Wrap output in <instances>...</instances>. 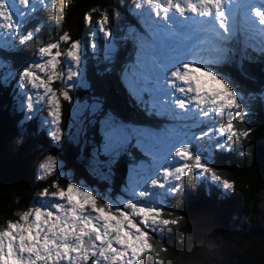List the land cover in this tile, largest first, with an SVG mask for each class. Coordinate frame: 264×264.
<instances>
[{
    "label": "snow or ice",
    "instance_id": "6c2138e0",
    "mask_svg": "<svg viewBox=\"0 0 264 264\" xmlns=\"http://www.w3.org/2000/svg\"><path fill=\"white\" fill-rule=\"evenodd\" d=\"M60 5L0 0V87L15 81L20 100L15 111L21 115L17 140L44 134L59 151L67 135L76 147L87 148V126L99 125L101 140L91 141L87 171L110 190L114 168L126 156L127 179L115 197L78 182L62 187L60 180L68 175L62 161L37 145L42 155L37 178L56 179L17 220L0 228V264H140L147 254L167 251L152 241L184 218H172L169 207L178 193L183 198L182 178L193 170L210 177V187L218 191L205 194L208 198L226 199L234 190V182L218 175L210 161L251 135L253 130L240 129L237 121L254 115L252 102L264 105V86L245 91L225 70L235 67L241 77L254 79L245 63H264V0H130L132 20L126 27L93 6L80 21L88 29L87 41L65 30L55 40L37 43L35 58L16 68L13 57L30 51L46 24L58 27L65 19L68 0ZM53 10L55 15L44 17ZM125 42H131L133 53L119 79L129 106L164 124L125 120L106 111L93 94L76 102L80 121L73 137L63 126L62 108L74 103V90L92 92L85 61L102 53L103 72H110ZM57 82L61 86L53 87ZM42 111L47 116L30 132L27 125ZM225 115L229 120L214 126L215 118Z\"/></svg>",
    "mask_w": 264,
    "mask_h": 264
},
{
    "label": "trees",
    "instance_id": "16d2710c",
    "mask_svg": "<svg viewBox=\"0 0 264 264\" xmlns=\"http://www.w3.org/2000/svg\"><path fill=\"white\" fill-rule=\"evenodd\" d=\"M74 4L75 0H68V7L64 9L65 19L60 21L59 26L46 24L38 40L32 42L33 46L30 51L13 57L16 68H20L35 58L37 43L55 40L65 31L67 19ZM60 6V0H57V8ZM93 6L113 14L114 25L121 20L123 23L132 19L128 15L125 0H98ZM55 14L53 10L43 15L47 18ZM115 30L119 35V28ZM87 32L88 29L83 26L80 38L87 41ZM121 59L123 58L120 53L118 60L112 65V70L107 73L103 72L106 66L103 59L96 66L88 64V79L92 84V92L88 93L101 98L105 108L112 110L125 120L152 126L163 125L165 122L163 119L147 118L146 122L141 120L145 115L129 106L128 97L117 81L122 67L117 62ZM245 68L249 76L254 79L241 77L235 67L225 70L244 86L245 91H256L264 86V72L261 71L264 63H245ZM17 100L13 86L0 87V228H3L9 220L15 221V211L25 209L28 200L36 196L34 193L49 186L51 180L55 179L51 176L44 181L39 180L35 175V166L30 163V159L22 161L15 154L13 156L12 152L10 153L8 136L10 131H15V125L21 116L15 111L19 106ZM251 107L254 115L237 121L240 129L251 128L253 130L251 135L246 139L236 141L231 152L215 153L211 162L218 175L234 182V190L226 199H218L217 194L208 198L205 194L211 191L215 193L218 190L210 187L205 179H199L194 172L182 178L180 183L186 186L183 198L181 199L178 193L177 198L169 200V207L174 210L172 218L176 216L184 218L181 219L179 225L162 229L157 233V239L152 241L157 250L162 246H167V251L162 252L159 257L154 253L147 254L140 264H190V262H197V264H264V227L259 214L264 197V106L257 100L252 102ZM62 109L64 119L66 103L63 104ZM28 128L30 132L35 131V124L31 122ZM28 140H35L46 147H51V141L44 134L29 135ZM125 159L126 157L120 159V164L116 169V181L118 182L121 181L119 178L124 175ZM67 163L73 165L72 161ZM82 178L93 184L84 167L76 166L74 180ZM54 190L49 187V191ZM242 217H246V221H240ZM254 252H256L255 255Z\"/></svg>",
    "mask_w": 264,
    "mask_h": 264
},
{
    "label": "rangeland",
    "instance_id": "374dc122",
    "mask_svg": "<svg viewBox=\"0 0 264 264\" xmlns=\"http://www.w3.org/2000/svg\"><path fill=\"white\" fill-rule=\"evenodd\" d=\"M125 3H126V6H128L130 4V0H125ZM131 20L132 19H129L127 21H124L123 23H122V20H121V22H119V23L117 22L115 24L116 25H120V27H126L128 25V23H129V21H131ZM241 44H242V42H241ZM242 46L243 45H241L240 47H242ZM122 48L123 49H122V51L120 53H121V56H122L123 59H121L120 61L117 62V63H119L121 65H123L127 61L128 57L130 55H132V53H133V45L131 44V42H125V44H124V46ZM101 59H102V53H100L96 58L89 57L85 61L87 77H88V71H87L88 64L91 63L93 66H96L97 63L99 64L101 62ZM90 60H91V62H90ZM112 68H113V66L111 65V70H112ZM119 75H120V73H119ZM117 81L121 85L119 76H118ZM12 84H13L12 86H13V89H14V85H15V81L14 80L12 81ZM60 86L61 85H60L59 82H57L56 84L53 85V87H57V88H59ZM82 91L83 90H74L72 92V95H73V98H74V103L73 104L69 105L67 102H65L67 104V109H66L65 118L63 119V126L65 127V129L67 131H71L72 132L73 137H75L76 134H77L79 121H80V115L77 112V106L78 105H77L76 102H81L82 103L83 101L88 100V99L91 98V93H84L83 94L84 98H83L82 101H80L79 100V93H81ZM126 99H127V97H126ZM17 101L20 104V100L18 99ZM104 109L106 111L108 110L105 107H104ZM129 109H130V107H129ZM46 116H47V112L46 111H42V112L37 113V117L38 118L31 121V122H33L35 124V129L37 128L40 119H43ZM229 118L230 117L228 115L215 118L214 126H216V127L220 126L222 123H224L227 120H229ZM20 119H21V116H20ZM141 120L146 122L147 118L145 116H143V119H141ZM31 122H29V124ZM29 124L27 125V127H29ZM160 126H162V125H160ZM87 127H88L89 145H88L87 148L76 147L77 148V152H76V158L72 161L73 165H69L67 163L68 162L67 159H65V157H64V153H65L64 152V147H65V145L67 143H69V142L73 143L72 139L67 137V135H66L65 140L63 141V147H62V149L60 151H57V150H54V149H52L54 151L51 150V154H56L58 156V159L60 161H62L63 169L68 174L66 176V178L60 180V184H61V186L62 185L66 186L67 182H70V181L71 182H78V183H82V184H84V185H86L88 187H91L96 192L101 193L102 195L107 194V195H110L112 197H115L116 195H118L120 193V189L123 187V185L126 182L128 165L130 163L129 158L125 156L126 157V159H125V171H124L123 177L119 178V179H121L120 182L116 181V169L118 168L120 162L115 166L114 174H113V176L111 178V189L109 190V186L107 184L98 181L97 179L92 177L89 174V172L87 171V156H88V152H89V150L91 148V141L94 138L95 143L98 144L100 142V140H101V136H100L99 131H98L99 125H96V126L89 125ZM205 127H207V124H205ZM15 128H14L15 131L14 130L10 131V135L8 136V140L10 141V147H9L10 153L12 152L13 156L15 154L22 161L25 160V159H30V163L35 166V172H36L35 175L37 177L38 176V165H39V163L41 162V159H42L41 148H38L37 145L42 146V148L44 150L43 151L44 155L49 154V150L51 149V147H46L43 144H41L40 142L35 141V140H28L29 136L25 139V141L23 143H19L18 140H17V136H18L17 123L15 125ZM204 143L206 144L207 141H204ZM73 145H74V143H73ZM138 154H139V152L135 153L136 157L138 159H141V157L138 156ZM81 157H84V159H81ZM212 160H213V158L211 159L210 163L212 162ZM76 166H83L84 167V170H85L89 180L92 179L93 184H91L90 181H88L87 179H83V178L80 179V180H74V168ZM211 166H212V163H211ZM192 172L195 173V170H193ZM197 176H198L199 179H205V182L208 185L212 184V181H211L210 177H200L199 175H197ZM55 179H56V177H55ZM53 180H51V183H52ZM39 193H40V191H38L37 193H34V195H36L34 198H37ZM34 198L31 197L30 200H28V204H27V207L25 209H19V210L15 211L16 220L18 219V214L23 213L24 211L28 210V208L31 205V203L33 202ZM259 214L261 216V222H262V225L264 227V197L262 199V203H261V206L259 208ZM246 219H247L246 217H242V219L240 221H243V220L246 221ZM255 254H256V252H254V255Z\"/></svg>",
    "mask_w": 264,
    "mask_h": 264
},
{
    "label": "water",
    "instance_id": "95a60500",
    "mask_svg": "<svg viewBox=\"0 0 264 264\" xmlns=\"http://www.w3.org/2000/svg\"><path fill=\"white\" fill-rule=\"evenodd\" d=\"M77 1L78 0H75V4H74V6H73V8L69 14L65 30L70 29L74 37L80 38L81 33H82V27H83V24L80 22L81 17L83 15L84 11L88 10L93 5H95L98 0H91L88 4H84L81 1V5H82L81 8H79L77 6ZM82 92L79 93V100L80 101H82L84 98L83 94L88 93L86 91H82ZM64 152H65V159H67L68 161H73L76 158L77 148L75 145H73L72 142H69L65 145Z\"/></svg>",
    "mask_w": 264,
    "mask_h": 264
},
{
    "label": "bare ground",
    "instance_id": "6f19581e",
    "mask_svg": "<svg viewBox=\"0 0 264 264\" xmlns=\"http://www.w3.org/2000/svg\"><path fill=\"white\" fill-rule=\"evenodd\" d=\"M81 1H82L84 4H88L91 0H79V1L77 2V6H78L79 8L82 7V5H81Z\"/></svg>",
    "mask_w": 264,
    "mask_h": 264
},
{
    "label": "clouds",
    "instance_id": "9594fccd",
    "mask_svg": "<svg viewBox=\"0 0 264 264\" xmlns=\"http://www.w3.org/2000/svg\"><path fill=\"white\" fill-rule=\"evenodd\" d=\"M190 264H197V262H190Z\"/></svg>",
    "mask_w": 264,
    "mask_h": 264
}]
</instances>
